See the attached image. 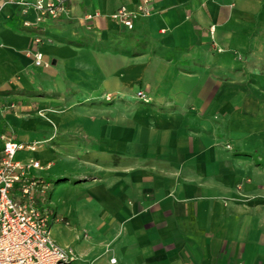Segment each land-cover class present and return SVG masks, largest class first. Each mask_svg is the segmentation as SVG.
Wrapping results in <instances>:
<instances>
[{
    "label": "crops",
    "instance_id": "crops-1",
    "mask_svg": "<svg viewBox=\"0 0 264 264\" xmlns=\"http://www.w3.org/2000/svg\"><path fill=\"white\" fill-rule=\"evenodd\" d=\"M141 1H72L40 31L1 6L0 133L40 143L15 159L52 183L43 207L73 264H264V0L109 18Z\"/></svg>",
    "mask_w": 264,
    "mask_h": 264
},
{
    "label": "built area",
    "instance_id": "built-area-1",
    "mask_svg": "<svg viewBox=\"0 0 264 264\" xmlns=\"http://www.w3.org/2000/svg\"><path fill=\"white\" fill-rule=\"evenodd\" d=\"M72 1L76 0H2L0 7L17 5L24 16L32 12L33 20L24 21L23 27L40 31L47 22L68 17L67 4ZM149 15L148 2L143 0L135 9L120 6L109 18L132 30L136 18ZM96 17L97 13L87 15L84 21ZM34 43H41V38L36 36ZM30 57L35 67H47L39 51L31 52ZM136 97L143 103L150 101L143 91ZM43 113L44 110L36 111L38 116ZM0 141V264H73L77 260L75 253L59 247L52 239L48 211L43 207L51 184L37 175L43 167L34 159H15L20 151L34 152L40 143H18L4 132L0 133Z\"/></svg>",
    "mask_w": 264,
    "mask_h": 264
},
{
    "label": "rangeland",
    "instance_id": "rangeland-1",
    "mask_svg": "<svg viewBox=\"0 0 264 264\" xmlns=\"http://www.w3.org/2000/svg\"><path fill=\"white\" fill-rule=\"evenodd\" d=\"M136 93V92H135ZM137 94V93H136ZM136 94L134 95L135 97H136ZM148 96V95H147ZM135 99H137V97L135 98ZM149 99H150V97H149ZM83 133H81V135H82ZM102 146V145H101ZM53 234L56 236L57 234H58V236H59V234H60V230H59V228H58V226H56V225H54L53 226Z\"/></svg>",
    "mask_w": 264,
    "mask_h": 264
},
{
    "label": "trees",
    "instance_id": "trees-1",
    "mask_svg": "<svg viewBox=\"0 0 264 264\" xmlns=\"http://www.w3.org/2000/svg\"><path fill=\"white\" fill-rule=\"evenodd\" d=\"M46 183H49V184H51L52 185V183L51 182H49V181H47V180H44ZM54 183V182H53Z\"/></svg>",
    "mask_w": 264,
    "mask_h": 264
}]
</instances>
